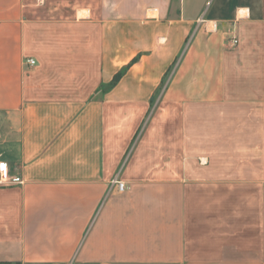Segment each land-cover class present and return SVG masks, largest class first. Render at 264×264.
I'll list each match as a JSON object with an SVG mask.
<instances>
[{
  "label": "crops",
  "instance_id": "obj_1",
  "mask_svg": "<svg viewBox=\"0 0 264 264\" xmlns=\"http://www.w3.org/2000/svg\"><path fill=\"white\" fill-rule=\"evenodd\" d=\"M0 162V264H264V0H0Z\"/></svg>",
  "mask_w": 264,
  "mask_h": 264
},
{
  "label": "built area",
  "instance_id": "obj_2",
  "mask_svg": "<svg viewBox=\"0 0 264 264\" xmlns=\"http://www.w3.org/2000/svg\"><path fill=\"white\" fill-rule=\"evenodd\" d=\"M236 42V40H234ZM36 61L33 58L25 59V64L28 66L35 65ZM22 179L20 176L13 175L10 173L8 165L6 162H0V184L1 185H11V184H21ZM117 186L119 190H123L125 184L123 182L117 181Z\"/></svg>",
  "mask_w": 264,
  "mask_h": 264
},
{
  "label": "trees",
  "instance_id": "obj_3",
  "mask_svg": "<svg viewBox=\"0 0 264 264\" xmlns=\"http://www.w3.org/2000/svg\"><path fill=\"white\" fill-rule=\"evenodd\" d=\"M117 78H118V76H115V79H114V81H116V80H117Z\"/></svg>",
  "mask_w": 264,
  "mask_h": 264
}]
</instances>
